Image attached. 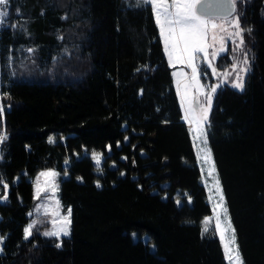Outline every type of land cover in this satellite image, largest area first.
Here are the masks:
<instances>
[{
    "label": "trees",
    "instance_id": "trees-1",
    "mask_svg": "<svg viewBox=\"0 0 264 264\" xmlns=\"http://www.w3.org/2000/svg\"><path fill=\"white\" fill-rule=\"evenodd\" d=\"M233 1L251 70L243 88L216 90L204 123L243 262L264 264V0ZM4 8L0 264H226L217 235L203 232L210 207L151 6L9 0ZM217 64L228 66V54ZM48 168L68 173L58 195L71 233L34 226L25 238L32 178Z\"/></svg>",
    "mask_w": 264,
    "mask_h": 264
},
{
    "label": "rangeland",
    "instance_id": "rangeland-1",
    "mask_svg": "<svg viewBox=\"0 0 264 264\" xmlns=\"http://www.w3.org/2000/svg\"><path fill=\"white\" fill-rule=\"evenodd\" d=\"M154 14V13H153ZM155 18V16H154ZM213 18V23H216L217 25H223V31H221L219 28L215 29V32L217 34V41L215 43V48L219 49L221 47V37L223 38L222 44L224 51L218 52L216 60L213 62V66L216 69V73L213 74L212 69L208 68L207 63L204 62L202 59V55L200 54L201 58L195 61L197 65V79L199 80L200 85L203 86L201 90H198L195 86L188 87L186 89V85H193L192 81V68L189 67L186 63H180L173 58V62L170 64L169 57L167 53L165 52L164 48V42L163 38L160 35V29L158 27L159 36L161 39V42L163 44L164 54L166 57V61L168 66L171 69V76L173 80V84L176 90V94L179 100L181 112H182V120L185 123L190 143L192 145V150L195 158L196 165L199 170L200 174V183L202 184L206 201L209 204L210 207V213L206 216L210 219V223L208 224V231H213L220 243V234L216 231V223L219 219L221 223V228L223 229L226 226L227 221L225 220V213L223 211L224 208L227 210V219L230 221L231 229L233 228L230 214L226 205L222 185L219 179V175L215 166L214 158L211 152V148L208 142L207 138V127L204 122H200V124H197V120L199 119L194 107L192 106V99L196 95H200L202 98L199 102L200 105L207 107V113L209 114L212 99L214 94L211 98V103L209 105V102L206 98V93L210 91L211 86L216 85L217 88L220 86L228 85L235 89H241L234 87L235 83L241 82L238 77H242V84L244 86L246 75L251 70V60L252 55L249 48H247L245 45V35H244V29L240 25V18L238 10L235 11L234 15L228 18ZM236 22L239 24V31L241 32V37H236L234 33L238 30L236 27ZM243 39V44L240 47H237V45L240 44V39ZM209 42L211 43V35H209ZM212 49H209V52H211ZM228 54V57L230 59V64L224 67H221L217 64L218 58L223 55ZM247 60V63L245 64L244 61ZM233 65H236L235 70H233ZM241 69H245L244 71H241ZM226 73H230L228 75H225ZM180 81V89L178 92L177 89V81ZM243 88V87H242ZM185 95L186 99L185 102L182 103L181 96ZM186 109H188V119H185ZM201 129L202 133L201 134ZM206 140V145H205ZM207 150L210 152V160L205 159V151ZM108 153L109 148L107 149ZM95 156L99 157V162L94 158ZM143 154V152H141ZM103 155L101 153L94 152L92 153V161L94 164L99 167L102 163ZM124 159V158H122ZM69 162L66 160L64 162V167H68ZM214 167V171H212ZM46 172H54L56 173L55 177H47L42 176L41 173ZM211 173V174H210ZM68 176V173L66 170L60 171L54 168H48L40 170L33 178H32V184H33V194L35 199V206L34 209L31 212V221L29 223L33 224L35 227H40L42 231L50 232V231H57L61 225H62V217L68 215V210L70 207H65L59 199L58 191H59V184L61 180L66 178ZM219 181V192L217 191V185L216 181ZM41 189L39 196H37V187ZM55 186V187H54ZM223 197V207L220 206V197ZM58 202V206H57ZM216 209L214 212L213 209ZM205 217V218H206ZM203 219V222L205 220ZM70 223L68 224V234L64 235L62 232L56 236V237H67L70 236L71 233V215L69 217ZM202 222L203 228L205 227L204 223ZM28 225V226H29ZM27 226V227H28ZM33 226V227H34ZM26 227V228H27ZM231 229L228 230L226 235L228 237H231L232 231ZM25 234V232H24ZM235 234V231H234ZM131 236L133 240L141 239L143 241L147 240V235H137L135 232L131 233ZM1 240V238H0ZM235 244L238 247L239 257H240V264H244L242 256L240 254L238 241L235 235ZM222 250L225 257L224 247L221 243ZM150 249L154 250V245H150ZM0 251H1V244H0ZM226 264H229V261L225 258Z\"/></svg>",
    "mask_w": 264,
    "mask_h": 264
},
{
    "label": "snow or ice",
    "instance_id": "snow-or-ice-1",
    "mask_svg": "<svg viewBox=\"0 0 264 264\" xmlns=\"http://www.w3.org/2000/svg\"><path fill=\"white\" fill-rule=\"evenodd\" d=\"M9 3V0H0V6H6ZM138 4H147L150 5L155 16L156 24L160 29V35L163 38L165 52L169 57L170 64L173 62V58L180 63H186L189 67L192 68V81L193 85H186V89L191 86H195L198 90L203 88L200 85L199 80L197 79V65L195 61L201 58L205 63H207L208 68L212 69L213 74L216 73V69L213 66V62L216 60L218 52L224 51L221 37V47L219 49L215 48V43L217 41V34L215 29L219 28L223 31V25H217L213 23L212 17H207L201 11L202 0H137ZM211 7V5H206ZM7 9L4 8L0 10V24L3 23V18L7 17ZM237 31L234 33L236 37H241V32L239 31V24L236 22ZM209 35H211V43L209 42ZM243 44V39H240V44L237 47H240ZM209 49H212L209 52ZM244 63H247L245 59ZM236 65H233V70H235ZM245 69H241L244 71ZM230 73H226L228 75ZM241 82L235 83L234 87L242 88V77H238ZM216 85L211 86L210 91L206 93V98L211 103L212 95L216 92ZM177 89L179 92L180 81H177ZM186 96L182 95V103L185 102ZM196 102V101H194ZM2 111V109H0ZM204 115H202L198 120L197 124L199 125L202 120L207 119V109H202ZM185 119H188V109H186ZM201 134L202 129H201ZM206 145V140H205ZM205 151V159L210 160V152ZM94 158L99 162V157L95 156ZM214 171V167L212 169ZM211 174V173H210ZM42 176L55 177L56 173L46 172L41 173ZM217 191L219 192V181H216ZM6 187V185H5ZM55 187V186H54ZM41 189L37 187V196H39ZM58 206V202H57ZM220 206L223 207V197H220ZM215 212L216 209L214 208ZM225 213V220L227 221L226 226L222 229L219 219L216 223V231L220 234L221 243L224 247L225 258L229 261V264H240V257L238 252V247L235 244V234L234 229H231L230 221L227 219V210L223 209ZM71 209L68 210V215L62 217V225L57 231L45 232L46 236H58L61 232L64 235L68 234V224L70 223ZM30 224L25 228V238L31 235V229L34 226ZM205 227L203 232L208 231V224L210 223L209 218L204 220ZM231 229L232 235L228 237L226 233ZM59 247V245H57Z\"/></svg>",
    "mask_w": 264,
    "mask_h": 264
},
{
    "label": "water",
    "instance_id": "water-1",
    "mask_svg": "<svg viewBox=\"0 0 264 264\" xmlns=\"http://www.w3.org/2000/svg\"><path fill=\"white\" fill-rule=\"evenodd\" d=\"M206 5H211V7H207ZM200 7L201 11L207 17L228 18L235 13V4L233 0H202ZM199 99L200 95H196L192 99V106L194 107L198 118L204 115L199 107ZM208 119L209 115H207V119L202 120V122H207Z\"/></svg>",
    "mask_w": 264,
    "mask_h": 264
},
{
    "label": "built area",
    "instance_id": "built-area-1",
    "mask_svg": "<svg viewBox=\"0 0 264 264\" xmlns=\"http://www.w3.org/2000/svg\"><path fill=\"white\" fill-rule=\"evenodd\" d=\"M0 109H2V111H0V146L2 145V143L7 139V132L5 130L4 127V123L2 120L3 117V106H2V101H1V74H0ZM6 200V199H4ZM5 203V201H4ZM2 243V241L0 240V244Z\"/></svg>",
    "mask_w": 264,
    "mask_h": 264
},
{
    "label": "flooded vegetation",
    "instance_id": "flooded-vegetation-1",
    "mask_svg": "<svg viewBox=\"0 0 264 264\" xmlns=\"http://www.w3.org/2000/svg\"><path fill=\"white\" fill-rule=\"evenodd\" d=\"M202 98H203V97H202ZM202 98L200 97V99H199V100L201 101V99H202ZM200 101H199V102H200ZM199 107H200V109H201V110H202V109H207V107H206V106H203V105H200V104H199ZM203 114H204V112H203Z\"/></svg>",
    "mask_w": 264,
    "mask_h": 264
}]
</instances>
